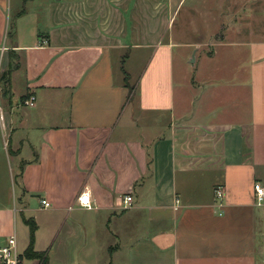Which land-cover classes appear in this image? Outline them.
I'll return each instance as SVG.
<instances>
[{
	"label": "crops",
	"instance_id": "1",
	"mask_svg": "<svg viewBox=\"0 0 264 264\" xmlns=\"http://www.w3.org/2000/svg\"><path fill=\"white\" fill-rule=\"evenodd\" d=\"M169 2H48L47 33L23 41L26 0H0V247L15 235L25 264V219L47 264H264V38L231 79L177 95Z\"/></svg>",
	"mask_w": 264,
	"mask_h": 264
},
{
	"label": "rangeland",
	"instance_id": "2",
	"mask_svg": "<svg viewBox=\"0 0 264 264\" xmlns=\"http://www.w3.org/2000/svg\"><path fill=\"white\" fill-rule=\"evenodd\" d=\"M72 1L74 0H26L25 6L22 7L28 11V15L21 22L26 37L22 40H33L38 37L37 35L47 33L48 30L44 26L48 21L46 6L48 2L64 6ZM170 1L163 35L175 34L173 67L177 95L179 85L185 80H193L200 84L203 79L212 81L217 78L231 79L236 72L235 67L247 61L246 47L242 44L264 38V0ZM127 9L129 13L130 7ZM124 12L126 16L127 11ZM35 25L37 28H31L30 33L29 28ZM199 43L201 45L195 54V62H190L192 53L197 47L194 45ZM233 50L236 52L234 57ZM127 54L128 49H122L120 52L122 59H125ZM212 54L214 55L211 56ZM120 63L122 65V62ZM135 65H137L135 60L129 61L124 69L136 75L137 72L132 69ZM239 74L242 73L239 71ZM135 79L133 77L131 81L134 82ZM12 88L14 93L21 91L20 79H14ZM25 106H22L24 112L28 111V106ZM12 161H15L14 158ZM19 236L20 239H24L22 233ZM24 243L20 240L19 249L24 248ZM26 264L30 262L26 261Z\"/></svg>",
	"mask_w": 264,
	"mask_h": 264
},
{
	"label": "built area",
	"instance_id": "3",
	"mask_svg": "<svg viewBox=\"0 0 264 264\" xmlns=\"http://www.w3.org/2000/svg\"><path fill=\"white\" fill-rule=\"evenodd\" d=\"M27 106H33L35 103V97L29 96L26 98L23 102ZM253 190L255 194V203L258 206L264 205V187L260 185L259 183H254ZM222 190L221 187H217L214 189V195L216 198L222 197ZM76 201L79 206L81 207H90V198L89 194L86 191L81 192L77 198ZM131 196L126 195L123 198V206L124 208H128L131 206ZM41 205L43 207L50 206V203L46 201L45 199H42L40 201ZM0 264H25L24 262V256L22 253L18 250L17 247V240L15 235H11L7 238L6 243L0 247Z\"/></svg>",
	"mask_w": 264,
	"mask_h": 264
},
{
	"label": "trees",
	"instance_id": "4",
	"mask_svg": "<svg viewBox=\"0 0 264 264\" xmlns=\"http://www.w3.org/2000/svg\"><path fill=\"white\" fill-rule=\"evenodd\" d=\"M12 27V26H10ZM124 82L128 86V74L124 72ZM0 83L2 86L3 94L10 93V69L4 70L0 74ZM133 88L129 87V94H133ZM25 224L29 227V244L25 249V255L28 258H35L39 260V264H47V257L45 252H37L33 247V235L34 231L37 228L33 219H25Z\"/></svg>",
	"mask_w": 264,
	"mask_h": 264
},
{
	"label": "water",
	"instance_id": "5",
	"mask_svg": "<svg viewBox=\"0 0 264 264\" xmlns=\"http://www.w3.org/2000/svg\"><path fill=\"white\" fill-rule=\"evenodd\" d=\"M58 1V0H57Z\"/></svg>",
	"mask_w": 264,
	"mask_h": 264
}]
</instances>
